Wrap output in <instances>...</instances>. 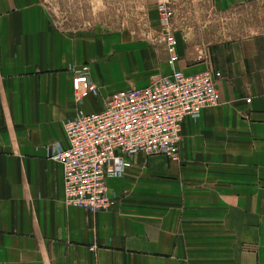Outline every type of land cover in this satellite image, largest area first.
Wrapping results in <instances>:
<instances>
[{"label": "crops", "instance_id": "0c3cea01", "mask_svg": "<svg viewBox=\"0 0 264 264\" xmlns=\"http://www.w3.org/2000/svg\"><path fill=\"white\" fill-rule=\"evenodd\" d=\"M41 1L0 0V264H264V36L233 41L225 68L179 40L174 68L219 72L218 105L182 122L176 160L132 156L107 182L117 205L92 214L63 204L46 148L64 144L78 110H102L155 68L127 45L59 29ZM241 1L210 3L221 12ZM83 64L98 94L77 106L70 68Z\"/></svg>", "mask_w": 264, "mask_h": 264}, {"label": "built area", "instance_id": "2783aa9c", "mask_svg": "<svg viewBox=\"0 0 264 264\" xmlns=\"http://www.w3.org/2000/svg\"><path fill=\"white\" fill-rule=\"evenodd\" d=\"M171 66L168 76L152 78L143 88H129L111 95L102 110L75 116L62 124L64 144L46 148L49 160L62 171L63 204L92 214L109 212L118 200L108 192L107 182L125 175L129 159L142 153L178 157L182 122L196 120L205 108L218 105V72L185 75L174 68L178 60L174 36L168 31L171 9L156 0ZM74 102L98 94L88 66L72 70Z\"/></svg>", "mask_w": 264, "mask_h": 264}, {"label": "rangeland", "instance_id": "374dc122", "mask_svg": "<svg viewBox=\"0 0 264 264\" xmlns=\"http://www.w3.org/2000/svg\"><path fill=\"white\" fill-rule=\"evenodd\" d=\"M165 1L172 13L168 31L174 36L176 53L181 40L192 45L198 60H205L210 55L217 66L225 68L231 62L228 52L233 41L264 36V0H243L221 12L211 6L210 0H183L176 4L172 0ZM41 2L59 29L68 34L91 31L102 36L99 38H103L102 41L127 45L136 64L147 67L149 62V67L152 65L155 70L149 71L150 74L148 70L141 71L140 74H145L139 79H145V82L135 88L146 87L152 78L164 76L158 74L157 60L166 58V28L157 11L156 0ZM70 69L72 73L75 68ZM203 72L216 71L210 67Z\"/></svg>", "mask_w": 264, "mask_h": 264}]
</instances>
